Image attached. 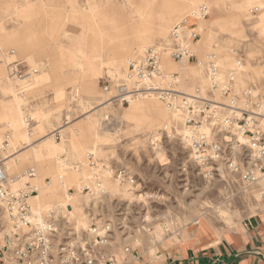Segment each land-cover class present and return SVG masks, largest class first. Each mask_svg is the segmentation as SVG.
<instances>
[{
	"label": "rangeland",
	"instance_id": "rangeland-1",
	"mask_svg": "<svg viewBox=\"0 0 264 264\" xmlns=\"http://www.w3.org/2000/svg\"><path fill=\"white\" fill-rule=\"evenodd\" d=\"M199 4L207 6L208 14L190 20L189 27L196 26L200 34L193 49H203L200 63L214 52L221 77L234 70L238 94L248 87L264 94V0H0V154L18 151L16 166L6 173L23 178L15 188L25 189L27 180L37 191L41 212L60 208L58 219L75 230L109 224L103 255L125 246H152L166 235L183 236L194 221L202 228L211 224L229 229L262 206L258 187H243L227 174L202 177L180 140L181 132L169 135L164 128L172 119L177 127L180 122L158 98L153 97L159 103L155 108L148 97L124 105L102 102L107 99L101 89L103 77L122 79L128 58L140 56L145 46L169 44L172 25ZM47 27L59 51L50 45L42 52L41 43H35L33 65L8 45L13 39L24 44L20 30L37 39ZM187 35L188 28L183 32ZM15 60L29 69L25 81L10 75L9 63ZM162 60L168 72L181 74L190 66L164 55ZM193 63L192 71L180 75L182 89L191 92L198 87L206 94L209 82ZM76 71L77 79L96 77L81 79L93 86L81 88L73 75ZM186 75L198 83L191 86ZM259 109L264 112V99ZM140 127L145 131L135 133ZM49 135L56 150L45 145ZM149 135L158 141L151 144ZM88 153L93 154L95 167L89 164ZM30 168L33 177L25 174ZM120 170L127 181L116 180ZM94 173L105 190L97 186ZM35 179L45 185L55 182L57 187L42 190Z\"/></svg>",
	"mask_w": 264,
	"mask_h": 264
},
{
	"label": "built area",
	"instance_id": "built-area-1",
	"mask_svg": "<svg viewBox=\"0 0 264 264\" xmlns=\"http://www.w3.org/2000/svg\"><path fill=\"white\" fill-rule=\"evenodd\" d=\"M197 12L205 18L207 6L200 5ZM198 14L191 12L172 25L169 44L162 48L147 46L142 55L131 58L122 79L106 74L101 89L107 99L121 105L156 97L168 109L183 111L179 137L202 177L211 179L227 174L243 187H258L264 199V186H261L264 184V112L259 109L264 94L249 87L238 94L233 83L234 70L221 77L215 53L209 54L203 63L209 82L206 94L198 88L192 92L182 89L179 72L163 69V55L176 62L200 63L193 51L200 34L196 26L189 27V21L196 22ZM186 28L188 35L184 37ZM9 64L10 75L16 80L22 82L29 77V69L22 62L15 60ZM148 140L151 144L158 141L153 135ZM87 156L89 164L95 167L93 154ZM4 159L0 154V264H104L102 250L107 246L110 225L97 228L92 223L78 231L66 220L58 219L56 213L60 208L35 212L28 199L36 189L27 180L25 189H13L12 184L19 177L8 176ZM30 169L25 172L27 177L35 175ZM94 176L100 186V177L96 173ZM115 178L119 183L127 181L121 170L115 172ZM128 181L133 183L131 178ZM124 249L127 251L129 247Z\"/></svg>",
	"mask_w": 264,
	"mask_h": 264
},
{
	"label": "crops",
	"instance_id": "crops-1",
	"mask_svg": "<svg viewBox=\"0 0 264 264\" xmlns=\"http://www.w3.org/2000/svg\"><path fill=\"white\" fill-rule=\"evenodd\" d=\"M41 36L35 39L29 31L20 30V39L24 44L21 46L17 39H13L8 45L18 48L19 54L27 57L30 64L33 65L35 61L31 57V52L37 43H41L42 52L49 50L46 47L50 45L59 51V48L55 46L56 44L50 40L53 36L51 29L48 30L47 27V30L44 33L42 32ZM33 40H35L34 43ZM55 55L53 54V56ZM188 63L190 66L185 67L181 74L185 71H192V67H196L193 62ZM58 67L59 65L55 66L59 72L60 68L58 69ZM197 67L201 68L199 72L203 79L205 76L204 67L200 64ZM77 74V71L73 73L78 85L83 84L81 88L93 86L92 82H82L81 79L91 80L96 77L86 75L77 79ZM186 76L190 78L191 86L198 83L193 80V77ZM202 79L198 77L200 83H202ZM191 86H187V88ZM147 100L151 108L159 107V103L153 97H148ZM165 114L167 115L165 121H167L168 114ZM140 131H145V129L140 127L136 129L135 133ZM16 153V150L11 152L9 157ZM5 165L4 163L7 172L9 168L13 169L16 163H12L8 170H6ZM262 200V206L258 207L254 213L244 216L243 219L229 229L222 230L211 224L202 228L204 225L194 224L186 230L183 236L174 238L171 235H166L152 246L145 244L139 247L128 246L129 250L127 251L118 248L115 252L106 251L105 255L102 256V260L104 264H264V199Z\"/></svg>",
	"mask_w": 264,
	"mask_h": 264
},
{
	"label": "bare ground",
	"instance_id": "bare-ground-1",
	"mask_svg": "<svg viewBox=\"0 0 264 264\" xmlns=\"http://www.w3.org/2000/svg\"><path fill=\"white\" fill-rule=\"evenodd\" d=\"M194 1H198V0H194ZM200 5V4H199ZM199 8V7H198ZM198 8H196V9H194V10H191V12H194L195 14H198ZM190 12V13H191ZM197 17L200 19V18H202L201 16H199V14L197 15ZM181 18H183V16L181 17ZM202 21V20H201ZM200 23H203V22H200ZM151 45H156V46H160L161 44H159V43H155V44H151ZM148 46H150V45H148ZM147 46H145L144 48H143V50L146 48ZM16 49H18V48H16ZM143 50H142V54H143ZM11 51H13L14 52V50H10V52ZM200 51V52H199ZM195 53L197 54V56L198 57H201V55H202V53H203V49H198L197 50V48H195ZM211 53H214V52H211ZM211 53H209V54H211ZM141 54V55H142ZM209 54H207V56L209 55ZM216 54V53H215ZM207 56H206V58H205V60L203 61V62H201V63H199L200 65L202 64V63H204L205 61H206V59H207ZM216 58H217V54H216ZM131 58H128L127 59V62H126V67H125V70L127 69V65H128V61L130 60ZM172 60V59H171ZM173 61V60H172ZM162 62V61H161ZM174 62H176V61H174ZM217 62H218V58H217ZM178 63V62H177ZM162 66H164L163 65V62H162ZM174 67H179V66H176V65H173ZM202 66H203V64H202ZM179 68H181V67H179ZM181 70H184V68H182ZM179 71V70H178ZM107 72H109V73H111V74H113L112 73V71H107ZM169 72H173V71H169ZM205 77H206V81H207V84H208V80H207V76H206V73H205ZM182 87V86H181ZM196 88H198V87H193L192 89L194 90V89H196ZM198 89H200V88H198ZM185 90V89H184ZM192 92V91H191ZM108 101H112V100H109V99H106L105 101H102V102H108ZM129 104V103H128ZM164 106V108H165V110L167 111V112H169L171 115H172V118H177V120L180 122L179 123V127H177L176 126V124H175V122H174V120L172 119L171 120V123L170 124H166V125H164V128L168 131V133H169V135H171L172 134V132H177V133H180L181 131H182V127H183V122H184V116H183V114L181 113V110H170V109H168L165 105H163ZM55 132H60V131H55ZM54 135H55V133H54ZM23 136H24V138H27V139H29V135H27L26 133H23ZM50 136L51 135H49L48 137H47V139L48 138H50ZM44 140H46V139H44ZM45 145H49L50 147H51V149L52 150H56V148H58L57 147V143H52L51 141H50V139H48L46 142H45ZM155 148H157V147H155ZM18 152V151H17ZM17 154V153H16ZM13 155V156H11V157H9V155H10V153H8V154H6L5 156H4V158L6 159V161H5V167H6V170H8V168H9V166L12 164V163H16V156L17 155ZM9 157V158H8ZM30 170H33L34 171V169L33 168H31ZM28 171V170H27ZM26 171V172H27ZM34 173H35V171H34ZM21 178L22 177H19V178H17L15 181H14V183L12 184L13 186H12V188L13 189H16L14 186H15V184L16 183H19L20 181H21ZM23 179V178H22ZM44 181V180H43ZM47 181V180H46ZM35 182H37V184L40 182V180L39 179H35ZM25 183V182H24ZM60 183H61V181H60ZM100 189H102V191L103 190H105V188H104V184L103 183H100ZM57 186H56V184H55V182L54 183H52V185H51V183H47L46 185L45 184H42L41 182H40V188L42 189V190H50L51 188H56ZM41 191V190H40ZM36 194H37V192L35 193V194H32L29 198H30V200H32V204H31V207H32V209L35 211V212H41V207L35 202L36 201ZM41 196V195H40ZM35 200V201H34ZM74 200L76 201V202H78V199L75 197L74 198ZM39 201H40V199H39ZM43 201V200H42ZM35 203H36V206H35ZM194 224H198V221H194ZM82 230H85L86 228H81ZM78 230V229H77Z\"/></svg>",
	"mask_w": 264,
	"mask_h": 264
}]
</instances>
